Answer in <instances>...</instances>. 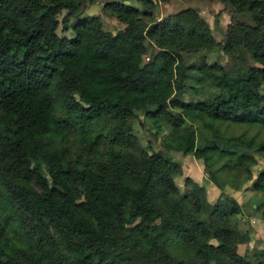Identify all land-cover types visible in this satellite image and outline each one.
<instances>
[{
	"label": "trees",
	"instance_id": "trees-1",
	"mask_svg": "<svg viewBox=\"0 0 264 264\" xmlns=\"http://www.w3.org/2000/svg\"><path fill=\"white\" fill-rule=\"evenodd\" d=\"M137 1L144 10L104 4L124 25L113 33L99 16L72 20L96 0H0V264H264L263 251L257 263L238 253L249 233L231 217L244 207L224 191L249 185L264 220V168L251 153L264 142L222 130L264 127V0H215L234 14L221 40L195 8L156 19L154 0ZM215 51L233 63H208ZM191 72L203 100L183 99ZM136 111L159 150L139 145ZM174 154L200 162L202 185Z\"/></svg>",
	"mask_w": 264,
	"mask_h": 264
},
{
	"label": "rangeland",
	"instance_id": "rangeland-1",
	"mask_svg": "<svg viewBox=\"0 0 264 264\" xmlns=\"http://www.w3.org/2000/svg\"><path fill=\"white\" fill-rule=\"evenodd\" d=\"M110 1H124L127 4L135 6L140 10H144V7L137 0H96L94 3L87 4L80 12L73 17V21L76 19L90 17V16H99L101 21L105 26H107L113 33H116L121 27L124 25L120 24L117 19L110 15L108 12L103 10V6L105 3ZM156 2V9L154 12V16L156 19L165 18L170 14L177 13L181 10L187 9L189 7L195 8L199 11L200 16L206 20L211 27L212 31L217 40H221L227 30L228 24L230 23L231 18L234 16L231 8L225 6L221 2L215 0H154ZM66 12L60 16V19L64 17ZM219 15V16H218ZM218 16V17H217ZM241 21L252 23V18L249 14H239L237 15ZM217 19V23L215 20ZM59 34L72 36V32H64L63 30H59ZM157 51V49L153 45L148 46V53L145 56V59L148 60L152 57L153 53ZM199 60V56H185V61L187 64H191ZM207 62L212 64L215 62L225 64L229 66L233 61L224 53L219 51H215L207 57ZM190 85H194L195 87L187 88L186 92L183 95L184 100H194L200 101L205 99L208 94L204 90V86H200L196 84L194 73H190ZM216 93V90H214ZM207 94V95H206ZM132 124L134 128V133L139 138V145L141 147L153 148L154 150L160 149L161 138H158L156 135V131L150 121L141 113L135 112V116L132 118ZM185 129H194L197 132L199 141H203L207 139L208 141H212V136L204 131L201 128V124H190L187 122L185 125ZM202 129V130H201ZM222 130L224 133V137L229 138L233 136H238L243 133L248 138L254 137L257 142H264V127L256 126V125H246V126H236L233 124H224L222 126ZM96 133L105 134L106 130L102 127H97ZM105 146L100 147V152L106 156L107 152L110 150V145L107 140L104 141ZM222 143V142H219ZM222 145L226 149H236V146L232 142H226ZM68 151L70 158L76 157V152L78 149V142L71 137L68 143ZM238 149H243L242 147ZM106 152V153H105ZM251 153L257 158L261 167L264 168V153L260 152L256 147L253 148ZM175 160L178 162L181 171L187 177L193 178L194 181L202 185V181L204 178H207L206 171L201 166L200 162L195 159L193 155H179L174 154ZM42 172L44 175H48L47 168L44 164H42ZM246 182V181H245ZM224 191L230 196L234 197L238 203H240L244 208L243 212L239 215H235L231 217L232 224L236 226V228L241 232V234L249 235L243 241L238 242L237 250L238 253L242 256H246L248 259L258 262L256 256L258 252H264V220L261 218L257 212L250 210L248 204L250 205L252 199L254 197V191L250 189L249 185H245V187L240 191L233 188V185L227 184L224 187ZM214 195L216 192L214 191ZM213 198V196H212ZM264 260V258H263Z\"/></svg>",
	"mask_w": 264,
	"mask_h": 264
}]
</instances>
